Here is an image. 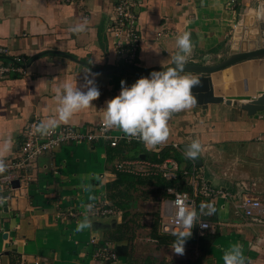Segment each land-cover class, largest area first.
Masks as SVG:
<instances>
[{"label":"crops","instance_id":"crops-1","mask_svg":"<svg viewBox=\"0 0 264 264\" xmlns=\"http://www.w3.org/2000/svg\"><path fill=\"white\" fill-rule=\"evenodd\" d=\"M230 1L138 0L136 69L151 73L170 66L177 50L176 36L183 31L191 33L194 45L186 65H215L225 60L239 30L240 51H246L250 40L256 42V48L264 47V0ZM113 2L0 0V50L7 51L0 54V68L21 70L0 75V139L11 135L14 142L7 160L18 157L21 132L30 120L55 115L53 89L58 84L72 80L80 87L85 71L92 74L89 78L100 95L68 125L93 128L102 124L106 102L119 95L121 81L130 87L137 79L149 77L129 70L108 74L92 69L110 71L127 66L106 32ZM85 17L89 30L79 35L69 33V27ZM161 31L164 33L158 37ZM17 58L22 61L16 62ZM246 103L231 100L229 105L224 101L197 105L174 114L169 121L171 134L160 150H175L177 146L181 150H176L178 166L186 168L192 160L185 157L181 147L199 139L205 150L198 167L208 185L238 197L205 201L213 202L216 208L212 215L215 221L212 216L202 217L213 225V231L200 236L198 228H193L191 237L207 242L208 248L202 252L198 244L186 243L182 261L170 262L175 257L170 249L164 264H223L224 252L236 243L243 245L246 264H264V226L249 224L238 207L243 195H264V110L250 116L239 108ZM110 133L123 134L116 128ZM116 148L123 153L111 155ZM108 153L114 156L110 162ZM145 153L153 154L139 142L124 139L115 147L107 141L64 145L37 157L34 165L21 173L25 174L24 183L15 179L11 190L0 185V197L4 198L0 203V264H148L146 259L140 262L131 257V239L119 232L138 223L140 215L149 229L151 214L159 215L164 209L165 196L155 198L158 193L153 183L114 186V165L121 160L145 159ZM103 198L110 204L128 199V215L124 218L122 212L120 216L97 218L88 214L92 228L76 231L86 212L84 205ZM118 237L121 240L115 242ZM148 240L157 242L152 237ZM104 243L112 245L115 254L118 246H127L130 261L117 254L113 263L102 261L98 250Z\"/></svg>","mask_w":264,"mask_h":264},{"label":"clouds","instance_id":"clouds-1","mask_svg":"<svg viewBox=\"0 0 264 264\" xmlns=\"http://www.w3.org/2000/svg\"><path fill=\"white\" fill-rule=\"evenodd\" d=\"M89 30V20L85 17L69 27L71 34L79 35ZM176 51L171 56L170 66H163V71H153L149 77H141L130 87L121 81L119 95L106 102L103 109L102 126L107 130L119 129L129 140L136 139L142 142L149 150L164 145L169 140L171 128L169 121L173 115L190 111L197 106V94L193 89L201 86L198 76L185 72L188 57L194 45L191 33L183 31L176 36ZM92 75L85 71L84 84L80 87L72 80L58 84L54 89L56 103L55 115L39 121L33 126V134L48 136L60 125L73 123V118L83 110L92 107L91 102L96 100L100 93L90 79ZM14 146L11 135L0 139V175L8 171L7 157ZM205 150L199 139H193L184 149V155L190 160H197ZM87 190V186H86ZM4 200L0 197V203ZM86 212L81 221H78L76 231L92 228V221L88 214L93 212L94 204L84 205ZM216 208L213 202H201L199 211L190 204L186 194H177V198L166 205L165 214L171 218L169 231L174 237L172 252L184 254L186 240L191 237L192 229L196 224L201 227L203 216H212ZM243 245L236 243L226 250L222 256L223 264H245Z\"/></svg>","mask_w":264,"mask_h":264},{"label":"built area","instance_id":"built-area-1","mask_svg":"<svg viewBox=\"0 0 264 264\" xmlns=\"http://www.w3.org/2000/svg\"><path fill=\"white\" fill-rule=\"evenodd\" d=\"M63 3H70L72 0H61ZM233 4V1H230ZM138 0H114L112 6L111 24L107 26L106 32L113 38L114 44L119 49V58L127 66L135 65L136 54L140 45V37L137 30L138 13L136 11ZM164 32H159L157 36H162ZM6 50H0V54L5 55ZM21 58H17L16 62H21ZM10 71H21L20 68H0V75H4ZM39 121L37 119L30 120L21 132V140L19 144L18 157L7 160L9 165L8 171L0 175V185H3L7 190H11V183L15 179L20 183H24V173L26 169L33 166L35 159L41 155L51 154L58 148L64 145H94L100 141H107L111 147L117 146L120 139L128 142H139L129 140L124 134L113 135L110 130H105L101 125L91 127L85 126H59L53 134L48 136H40L33 134V126ZM264 136V134H263ZM177 151H181L177 146L173 147ZM161 145L154 149H147L156 155L157 159L161 152ZM14 159V160H13ZM19 159V160H18ZM116 173H125L137 178L158 177L164 181H175L178 174L187 177V186L190 192L179 191L177 187H164L165 195L164 209L159 213L158 218V234L162 236H172L169 231L171 218L165 214L166 205L177 198V194H186L188 202L196 206L195 200L198 197L214 200L217 197L224 199H233L238 197L226 190L212 189L206 179L203 171L196 163L190 161L189 167L180 168L178 163L172 158H166L160 162H152L147 159L121 160L114 165ZM89 203L94 204V209L89 215L97 218H109L122 215V211L110 204L104 198L101 200H92ZM239 209L241 216L249 223L264 226V195L262 197L243 195L240 199ZM207 225L201 227L197 224L198 233L200 236L206 231H213V225L208 221H201ZM194 228V227H193ZM95 242V240H92ZM99 258L106 263H113L117 260V256L113 251L112 245L104 243L98 250ZM246 264V263H245Z\"/></svg>","mask_w":264,"mask_h":264},{"label":"water","instance_id":"water-1","mask_svg":"<svg viewBox=\"0 0 264 264\" xmlns=\"http://www.w3.org/2000/svg\"><path fill=\"white\" fill-rule=\"evenodd\" d=\"M232 39V48L225 60L215 65H186L185 72L201 79V86L193 89L194 94H197V105L206 107L223 101L227 105L231 100L245 101L247 103L240 104L239 108L250 116H257V112L264 110V47L256 48V42L249 39L246 51H240L241 30ZM92 69L108 74L129 70L139 76H150V73L132 66H121L110 71ZM163 70L160 68L155 71ZM186 147L183 145L181 148L184 151ZM194 162L197 166L202 165L199 158ZM13 184L18 185L16 182Z\"/></svg>","mask_w":264,"mask_h":264},{"label":"trees","instance_id":"trees-1","mask_svg":"<svg viewBox=\"0 0 264 264\" xmlns=\"http://www.w3.org/2000/svg\"><path fill=\"white\" fill-rule=\"evenodd\" d=\"M132 67L137 68L136 65H133ZM123 153V149L121 148H116L114 149V151H111V155H121ZM144 153V152H143ZM145 155V159L152 161V162H160L166 158H172L174 159L176 162L179 161V157H178V152L176 150H173L172 148H168L166 150H162L158 156V159L156 157V155L152 154V155H148L147 153L144 154ZM112 157L114 156H110V154L108 153V161L110 162V159H112ZM136 157H140V156H136ZM135 158V156H134ZM190 165V164H189ZM189 165L186 167V169L189 167ZM117 179L114 183V186H118V185H122L123 183H128L129 185L133 184V183H139V184H149L151 185V183H153L156 187H157V193L158 195L155 196V198L160 199L161 197H164V192L163 189L164 187H168V186H174L177 187L179 189V191H186V192H190V188L187 186V183H185V181L187 182V177L185 178L183 175L178 174L177 178L175 181H164L161 178L158 177H149V178H137L135 176H132L130 174H125V173H117L116 174ZM128 199L124 200V201H115L114 203H111L112 205L118 207L119 209L122 210L123 212V217L125 218L128 215V205L126 203ZM205 201H210V199H205L202 197H198L195 200L196 203V208L197 211H199V205L201 204V202H205ZM155 221L153 222V224H151V237L155 240V241H159L162 238L167 237L169 239V242H173L174 237L173 236H162L158 234V218L159 215L156 214L155 217ZM211 220L215 221L216 217L212 216ZM119 234H123V232H119ZM215 237V235L210 236V239L212 240ZM121 238L118 237L116 240H114L115 242L120 241ZM186 243L188 244H198L199 250L204 252L207 248H208V244L207 242L203 243L201 242L200 238L197 240L195 238V236L189 237L186 240ZM116 254L117 255H123L125 256L128 261L129 260V254H128V249L127 246H118L116 249Z\"/></svg>","mask_w":264,"mask_h":264},{"label":"rangeland","instance_id":"rangeland-1","mask_svg":"<svg viewBox=\"0 0 264 264\" xmlns=\"http://www.w3.org/2000/svg\"><path fill=\"white\" fill-rule=\"evenodd\" d=\"M220 176L223 173L221 170H217ZM156 213L153 215L151 214V224L155 221ZM138 223H134L133 226L127 225L126 230L123 232V234H126L128 238L131 239V257L133 256L136 261L144 262L146 259V262L150 264H155L158 262L159 264H164L166 259L167 250H170L172 248V242H169V239L167 237L162 238L161 240L157 242H151L148 240L151 237L150 234V228L146 229L147 225L143 224L142 221H144V218L140 215L138 218ZM149 220V219H147ZM197 230V224L194 226V231ZM186 246V243L184 247ZM169 247V248H168ZM185 249V248H184ZM171 251V250H170ZM169 251V252H170ZM186 252V249L184 253ZM174 254V259H170V262H179L182 261L183 255H177ZM164 259V260H163Z\"/></svg>","mask_w":264,"mask_h":264}]
</instances>
